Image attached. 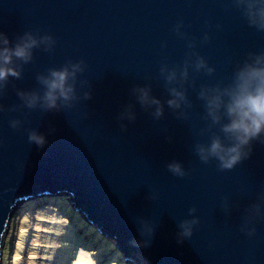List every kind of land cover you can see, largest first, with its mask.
Here are the masks:
<instances>
[{
  "label": "water",
  "instance_id": "obj_1",
  "mask_svg": "<svg viewBox=\"0 0 264 264\" xmlns=\"http://www.w3.org/2000/svg\"><path fill=\"white\" fill-rule=\"evenodd\" d=\"M181 20L184 37L174 31ZM0 31L13 43L25 31L56 40L52 52L34 49L20 79L9 78L0 97L6 108L22 105L17 89L39 88L36 75L68 59L85 61L80 78L92 85L91 98L72 109L0 112V264L11 216L46 194L67 196L85 222L117 245L126 264H264V218L256 220L252 237L240 231L245 210L264 194V144L253 141L249 158L225 171L194 152L198 141L208 139L199 134L206 125L199 86L228 83L249 53L264 51V32L249 26L230 0H0ZM190 51L215 72L189 68L188 119H177L165 104L164 117L153 120L131 88L151 83L152 95L166 100L160 66L182 65ZM129 103L137 118L124 121L122 132L117 115ZM14 118L23 122L19 129L9 125ZM28 129L46 135L43 149L28 142ZM172 160L188 175H172L166 168ZM152 190L155 200L148 199ZM192 206L200 223L191 238L178 242V223L191 218ZM137 217L156 225L147 248L131 243L141 238Z\"/></svg>",
  "mask_w": 264,
  "mask_h": 264
},
{
  "label": "clouds",
  "instance_id": "obj_2",
  "mask_svg": "<svg viewBox=\"0 0 264 264\" xmlns=\"http://www.w3.org/2000/svg\"><path fill=\"white\" fill-rule=\"evenodd\" d=\"M230 6L240 11L249 26L264 32V0H230ZM182 26L183 21H178L174 31L184 37L186 34L181 31ZM209 39V34L204 33L203 42L206 43ZM55 44L56 40L51 34L40 35L38 32L25 31L17 35L13 43L6 33L0 31V97L6 95L10 77L21 78L23 65L33 60L34 49L42 48L46 52H52ZM188 48H195L194 40H189ZM190 67L195 73L203 72L209 76L215 72V68L210 66L203 56L190 51L186 54L182 65L169 67L167 63H162L160 66V77L164 81L169 98L162 100L152 95L151 83L134 85L130 90L131 95L141 108L150 112L153 120L158 121L164 117L165 104L177 119L186 120L189 118L188 109L192 107L186 87L190 83ZM85 71L86 64L82 59L78 61L68 59L60 67H50L46 72L36 75L39 88L16 90L22 105H13L9 109L0 103V112L16 111L20 107L30 110L40 109L42 112L72 109L79 102L91 98V82L86 78H80ZM191 85L195 88L194 80L191 81ZM78 86L82 91L78 92ZM197 99L202 101L204 109L202 119L206 121V125L200 129L199 134L207 135L208 139L205 142L198 141L194 145V152L204 164L214 160L218 170H232L249 158L253 141L264 144V51L249 53L248 57L236 66L228 83L217 81L212 84H201ZM136 118L137 113L132 103L123 106L117 115L121 131H126L128 127L124 121L132 123ZM22 123L19 118L9 120V125L14 130L19 129ZM27 138L30 144H35L41 149L47 144L46 135L37 129H28ZM168 139L170 140L171 137ZM166 168L176 177L183 178L188 175L183 164L177 160L167 162ZM50 195L56 197V195ZM61 195L67 199V196ZM156 198L155 190H152L148 199ZM224 199L223 208L227 212L229 211L228 198ZM262 205H264V194L257 198V203L245 210L240 231L248 237H252L256 232L254 226L256 220L264 218ZM70 206L75 211L73 204L70 203ZM196 212L195 206L190 207L188 213L191 218L179 221L178 242L193 236L195 227L200 223V217L195 215ZM76 215H78L77 212H75ZM136 219L137 231L141 238L134 239L131 243L135 247L147 248L151 245L156 225L144 217Z\"/></svg>",
  "mask_w": 264,
  "mask_h": 264
},
{
  "label": "rangeland",
  "instance_id": "obj_3",
  "mask_svg": "<svg viewBox=\"0 0 264 264\" xmlns=\"http://www.w3.org/2000/svg\"><path fill=\"white\" fill-rule=\"evenodd\" d=\"M71 216L67 208L41 198L22 203L7 227L3 264H122L113 259V246L101 251L106 242L102 245Z\"/></svg>",
  "mask_w": 264,
  "mask_h": 264
},
{
  "label": "trees",
  "instance_id": "obj_4",
  "mask_svg": "<svg viewBox=\"0 0 264 264\" xmlns=\"http://www.w3.org/2000/svg\"><path fill=\"white\" fill-rule=\"evenodd\" d=\"M39 198H41L42 201L49 202L51 204H54V206L61 207L62 209L66 210V208H67L68 209V213L72 214V216H71L72 219L76 220L75 223H77L78 225L83 226V228L85 229V232L86 231L95 232L94 236L96 237V240L99 239L100 241H102V245L106 242L105 246L103 248H100L101 251H104L105 248H107L109 246H110V248H111V246H113L114 250L111 252L112 256H114L113 259L115 261H119V263L126 264L125 255H123V253L118 250V247H117V245L114 244V242L112 243L109 240L103 241L104 240V236L101 235L98 232V230L96 229L94 224H90L88 222H85L84 219H82V218L81 219L80 218H75V211L72 210V206H70V202L64 196L58 195V196L54 197V196H52L50 194H47V195L41 196ZM39 198L37 200H39ZM97 236H98V238H97ZM105 253H104V255H105ZM103 256H101V258H103Z\"/></svg>",
  "mask_w": 264,
  "mask_h": 264
},
{
  "label": "bare ground",
  "instance_id": "obj_5",
  "mask_svg": "<svg viewBox=\"0 0 264 264\" xmlns=\"http://www.w3.org/2000/svg\"><path fill=\"white\" fill-rule=\"evenodd\" d=\"M123 253V252H122Z\"/></svg>",
  "mask_w": 264,
  "mask_h": 264
}]
</instances>
